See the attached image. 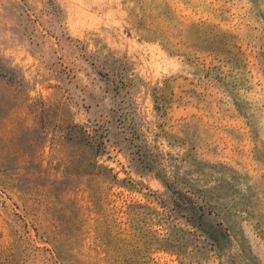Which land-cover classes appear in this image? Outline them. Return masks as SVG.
I'll return each instance as SVG.
<instances>
[{
    "label": "rangeland",
    "instance_id": "374dc122",
    "mask_svg": "<svg viewBox=\"0 0 264 264\" xmlns=\"http://www.w3.org/2000/svg\"><path fill=\"white\" fill-rule=\"evenodd\" d=\"M0 264H264V0H0Z\"/></svg>",
    "mask_w": 264,
    "mask_h": 264
}]
</instances>
